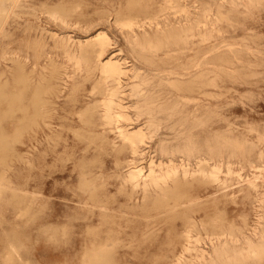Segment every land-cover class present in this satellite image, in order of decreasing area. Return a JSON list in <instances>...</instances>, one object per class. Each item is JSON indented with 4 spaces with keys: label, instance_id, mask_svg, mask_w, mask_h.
<instances>
[{
    "label": "rangeland",
    "instance_id": "1",
    "mask_svg": "<svg viewBox=\"0 0 264 264\" xmlns=\"http://www.w3.org/2000/svg\"><path fill=\"white\" fill-rule=\"evenodd\" d=\"M0 9V264H264V0Z\"/></svg>",
    "mask_w": 264,
    "mask_h": 264
},
{
    "label": "bare ground",
    "instance_id": "2",
    "mask_svg": "<svg viewBox=\"0 0 264 264\" xmlns=\"http://www.w3.org/2000/svg\"><path fill=\"white\" fill-rule=\"evenodd\" d=\"M3 1V0H2ZM2 6V5H1ZM1 10V9H0ZM95 36H97V38H101L102 36H104V35H102V32L100 31V32H98L97 34H95ZM89 39V38H88ZM97 40V39H96ZM94 41V40H93ZM104 43V42H103ZM91 44V43H90ZM98 45V44H97ZM21 63V62H20ZM19 63V64H20ZM23 64V63H22ZM22 64H21V66H19V67H22ZM24 65V64H23ZM80 65V64H79ZM24 67V66H23ZM18 68V67H17ZM122 68V67H121ZM121 68H120V66H119V63H118V61H116V60H113L112 58H108L107 60H105L104 62H103V69L106 71V73L107 74H109L110 76H116L117 74H119L122 70H121ZM20 68H18V70H19ZM20 71V70H19ZM18 73H20V72H18ZM104 83H106V82H104ZM111 99V98H110ZM110 99H109V101H110ZM113 101V100H112ZM112 101H110V102H112ZM115 101V100H114ZM107 102V101H106ZM109 102V103H110ZM16 106V105H15ZM17 108H18V106H17ZM110 108V107H109ZM27 109V108H26ZM38 112V111H37ZM36 114V111H35V113L34 114H32V116H34ZM30 115V114H29ZM117 115V114H116ZM31 116V117H32ZM122 116V115H121ZM35 117V116H34ZM102 117H104V116H102ZM30 118V117H29ZM28 120V119H27ZM35 121V120H34ZM22 125V124H21ZM140 133H141V129L140 128H138V129H134V130H130V131H126L125 132V134H126V136L128 137V138H131L130 140H132V142L134 143V142H136V137H139L140 136ZM143 136V135H142ZM126 139V138H125ZM259 167H261V166H259ZM137 168H139V167H137ZM131 169V170H129V173H128V175H129V179H131L133 182H134V184H138L139 182V176H140V169ZM150 169V168H149ZM151 172H152V170H151ZM160 172H162V171H160ZM127 173V172H126ZM164 173V172H163ZM162 173V174H163ZM167 173V172H166ZM215 173V172H214ZM146 174V173H145ZM150 174V173H149ZM161 174V175H162ZM168 174V173H167ZM187 174V173H186ZM211 174V173H210ZM158 175V174H157ZM144 176V175H143ZM155 176V175H154ZM155 177H158V176H155ZM161 177H163V175L161 176ZM160 177V178H161ZM159 178V177H158ZM214 178H215V176H214ZM142 181H143V179H142ZM145 184V183H144ZM144 187V186H143Z\"/></svg>",
    "mask_w": 264,
    "mask_h": 264
}]
</instances>
